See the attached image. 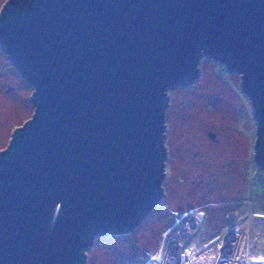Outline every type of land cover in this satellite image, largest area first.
<instances>
[{"label": "water", "instance_id": "95a60500", "mask_svg": "<svg viewBox=\"0 0 264 264\" xmlns=\"http://www.w3.org/2000/svg\"><path fill=\"white\" fill-rule=\"evenodd\" d=\"M0 49L32 93L0 150V264H85L163 196L168 89L202 56L240 74L264 172V0H5Z\"/></svg>", "mask_w": 264, "mask_h": 264}, {"label": "rangeland", "instance_id": "374dc122", "mask_svg": "<svg viewBox=\"0 0 264 264\" xmlns=\"http://www.w3.org/2000/svg\"><path fill=\"white\" fill-rule=\"evenodd\" d=\"M198 69L189 87L168 89L161 200L131 233L95 237L85 264H216L233 233L243 237L241 259L264 264V172L250 103L240 74L204 56ZM31 93L0 49V150L31 118Z\"/></svg>", "mask_w": 264, "mask_h": 264}, {"label": "built area", "instance_id": "2783aa9c", "mask_svg": "<svg viewBox=\"0 0 264 264\" xmlns=\"http://www.w3.org/2000/svg\"><path fill=\"white\" fill-rule=\"evenodd\" d=\"M236 228L238 229L237 226ZM239 237H240L239 234H235V233L229 236L228 240L225 241L224 245L221 247L220 254L218 256V260L216 264H259L255 261L249 260L248 258L243 260L241 259L240 243L242 242V239L240 240ZM169 258L171 260L177 259L175 254H169Z\"/></svg>", "mask_w": 264, "mask_h": 264}, {"label": "clouds", "instance_id": "9594fccd", "mask_svg": "<svg viewBox=\"0 0 264 264\" xmlns=\"http://www.w3.org/2000/svg\"><path fill=\"white\" fill-rule=\"evenodd\" d=\"M242 239H243V237H242Z\"/></svg>", "mask_w": 264, "mask_h": 264}]
</instances>
